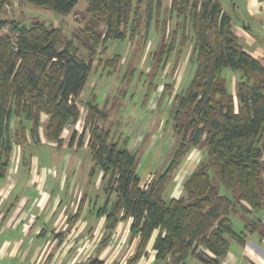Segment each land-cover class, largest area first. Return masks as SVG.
Listing matches in <instances>:
<instances>
[{"label":"trees","instance_id":"obj_1","mask_svg":"<svg viewBox=\"0 0 264 264\" xmlns=\"http://www.w3.org/2000/svg\"><path fill=\"white\" fill-rule=\"evenodd\" d=\"M15 1L0 0V30L9 23L19 34L16 50L8 35L0 37V176L7 173L15 144L26 146L28 135L35 143L41 141L44 113L48 115L46 139L63 145L65 129L81 118L77 100L100 46L106 48L109 39H125L129 33L132 38L143 17L148 33L152 21L160 20L162 5V0H86L91 22L85 30L91 42L90 56L85 58L61 28L3 17L4 7ZM25 1L65 16L79 2ZM171 10L181 17V29L176 28L155 54L157 66L167 65L180 34L181 46L192 40L190 60L196 69L184 92L175 97V143L166 160L152 172L146 187H141V149L132 150L129 139L124 144L111 139L110 129L101 124L109 116L108 109L100 106L94 94L85 102L87 112L78 144L84 143L90 130L87 146L94 161L92 173L99 167L107 194L98 214L105 216L109 231L132 219L131 237H139L133 260L143 255L158 230L153 245L158 261L181 264L193 255L205 264H221L231 239L244 241L245 231L234 229L233 216L254 215L246 228L258 229L264 237L258 215L264 211V64L241 46L219 0H171ZM111 61L116 65V58ZM225 68L240 74L236 94L226 86ZM75 138L76 132L69 146ZM193 149L202 152V159L186 177L184 194L165 200L167 184Z\"/></svg>","mask_w":264,"mask_h":264},{"label":"crops","instance_id":"obj_2","mask_svg":"<svg viewBox=\"0 0 264 264\" xmlns=\"http://www.w3.org/2000/svg\"><path fill=\"white\" fill-rule=\"evenodd\" d=\"M219 1L223 11L232 19V30L241 46L264 64V0ZM144 8L145 5L142 10ZM159 13L162 16L160 20H153L148 28L153 26L157 39L158 24L162 34L165 31L169 34L171 27L176 30L182 23L177 12L171 10V0H162ZM144 25L147 31L146 23ZM168 34L161 36L163 42L168 39ZM148 35L149 31L146 39ZM239 75L238 72L233 76L231 89L228 87L233 94H236ZM235 100L238 104L236 95ZM47 119L48 115L42 114L41 141L35 143L28 135L26 146L15 144L7 173L0 176V263L65 264L71 259H85L98 260L101 264H171L168 260L161 262L156 259L157 252L153 245L158 230L137 260L132 259L139 243V237H131L132 219L121 221L113 231L107 230L105 216L98 214V208L107 197L100 171L101 191L93 198L88 191L89 185L83 186L80 178H74L66 168L64 172H54L53 167L42 165L43 158L36 154L37 146L56 144L45 137L44 125ZM198 150L193 149L190 153L194 154L191 156L189 153L178 168H183L186 176L196 169L202 159L200 150L197 155ZM188 156L191 158L187 159ZM38 158L39 162L36 161ZM148 170L142 177L141 187L146 186L145 177L156 171ZM169 197L178 198L180 194L176 196L169 193ZM253 217L244 214L234 216V229L237 232L245 231L244 241L232 238L221 264H264V237L260 230L250 231L246 228L248 220ZM261 221L264 224V211L261 213ZM208 254L214 256L211 252ZM181 264L205 263L191 255Z\"/></svg>","mask_w":264,"mask_h":264},{"label":"rangeland","instance_id":"obj_3","mask_svg":"<svg viewBox=\"0 0 264 264\" xmlns=\"http://www.w3.org/2000/svg\"><path fill=\"white\" fill-rule=\"evenodd\" d=\"M87 5L86 0H79L72 12L65 16L44 7L31 5L25 0H17L12 5L4 7L1 15L8 19L15 17L16 20L26 25L40 21L50 27H59L67 39H73L79 48V54L88 58L90 56L88 44L91 41L90 34L85 28L91 20L86 13ZM141 20L139 31L132 38L129 33L125 39H109L106 48L100 46L82 96L80 95L77 100L81 118L76 125L67 128L63 145L59 147L58 143L55 145L47 143L37 146L36 154L43 158V162H41L43 166L53 167L54 172L58 170L64 172L66 168L74 178H80L83 186L89 185L88 191L93 198L101 191L102 183L101 176H98L99 167L96 166L92 173L94 161L87 148L90 130L86 131L84 143L78 144L87 112L85 107L87 98L94 94L100 106H106L108 109L109 116L101 124L110 129L112 140L124 144V141L129 139L132 150L141 149L138 168L143 177L148 169H150L148 171L155 170L163 164L175 143L172 129V117L177 104L175 97L176 94L184 92L185 87L188 86L195 74L196 67L190 60L192 40L188 39L181 46L182 37L180 34L177 35L174 50L167 65L157 66L155 54H158V51L164 47V42L161 39L163 31L158 24L156 32L159 37L157 39L152 26L149 29L148 39H146L148 33L145 31V21ZM99 29L103 30V26H100ZM188 32L190 37L191 31L188 30ZM172 33H174L172 27L169 34L164 32L169 37L172 36L170 35ZM115 58L116 65L110 63ZM108 60L109 64L106 65ZM236 74L238 72L233 73L229 68H225L223 71L226 86L230 89L233 76ZM164 93L165 95H163ZM15 122L16 120L13 118L12 128L15 127ZM74 132H76L75 142L69 146ZM193 154L190 153L191 156ZM199 154L198 150L197 155ZM191 156H188L187 159H190ZM39 160V158L36 159L37 162ZM186 177L183 168L178 169L173 179L169 181L163 198L169 200L171 198L169 193L182 196L184 194L183 191L181 192L182 184ZM74 178H72L73 182ZM150 178L149 174L145 177L146 185ZM222 191L226 193L223 188ZM259 214L261 215L260 212Z\"/></svg>","mask_w":264,"mask_h":264},{"label":"built area","instance_id":"obj_4","mask_svg":"<svg viewBox=\"0 0 264 264\" xmlns=\"http://www.w3.org/2000/svg\"><path fill=\"white\" fill-rule=\"evenodd\" d=\"M3 35H8L11 38V40L14 42V49L16 50L17 49L16 42L18 40L19 34L18 32L12 29V26L9 23L3 26V28L0 30V37ZM65 264H96V263L89 261V260H85V259H71L67 261Z\"/></svg>","mask_w":264,"mask_h":264}]
</instances>
